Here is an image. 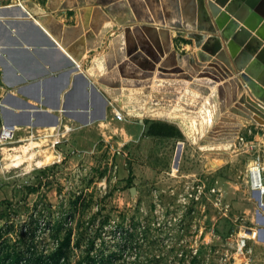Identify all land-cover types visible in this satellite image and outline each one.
Here are the masks:
<instances>
[{
  "label": "rangeland",
  "instance_id": "1",
  "mask_svg": "<svg viewBox=\"0 0 264 264\" xmlns=\"http://www.w3.org/2000/svg\"><path fill=\"white\" fill-rule=\"evenodd\" d=\"M31 1L49 12L47 0ZM25 2L0 0V264H36L68 236L69 264H264V207L246 177L264 161V126L248 121L229 149L200 150L131 117L85 127L66 118L61 131L5 121L2 102L20 107L9 90L28 100L12 82L51 57L19 47L46 43L21 20L36 19Z\"/></svg>",
  "mask_w": 264,
  "mask_h": 264
},
{
  "label": "water",
  "instance_id": "2",
  "mask_svg": "<svg viewBox=\"0 0 264 264\" xmlns=\"http://www.w3.org/2000/svg\"><path fill=\"white\" fill-rule=\"evenodd\" d=\"M141 1L147 2L151 16L140 18L137 15L136 4ZM86 4L95 6L84 8ZM25 6L27 11L36 15V19L25 14L21 20L32 23L44 33L51 44L44 45L43 48L51 47L59 51L68 61L63 67L65 70L62 71L67 78L57 93L55 106L60 105V93L69 83L70 73L80 70L78 75L82 77L81 75L85 73L97 80L102 90L126 116L140 118V122L142 118L175 122L191 143H199L197 147L200 150L229 149L243 122L250 121L264 126V0H152L151 2L150 0H47L46 7L49 12H45L31 0H26ZM78 6L82 8H77ZM100 6L104 9L101 10ZM73 9L77 15V23L74 25H64L53 14L59 10L67 12ZM91 11H93L91 24L93 29L80 40L70 44V40L81 33L82 26L85 25ZM125 13L128 16L123 17ZM110 16L123 27L122 30L118 29V33L111 37L105 52L93 58L85 70L80 69L78 63L86 51L100 48L102 42H108L109 32L114 26ZM102 20L105 24L100 27ZM151 23L158 26H152ZM171 27L187 31L186 37L193 41L194 47L198 50L180 54L171 49ZM19 47L31 53L38 48L36 45L23 44ZM165 53H167L165 64L175 60L187 68L186 62L195 64L194 59L198 62L206 61L210 55H214V59L202 70L203 74L200 76L211 79L212 82L204 80L211 87L214 86L213 81L219 79V75L231 78L214 88L201 110L197 112H193L196 105L187 108L189 109L187 112L180 110L179 105L173 110L163 106L155 108L154 99L159 97V91H162L157 82H154L148 105L144 106L142 101L141 105L133 106L130 99L126 98L132 92L129 88L149 86L154 69L152 63L157 62L159 56ZM126 56H128L127 60H125ZM116 63L118 64L116 71H119L124 79L122 87L125 88H122V95L125 98L123 99L116 90L120 85H116L115 70H112ZM163 67L165 66L160 65L157 69L155 73L157 79L165 77L163 73L166 72ZM233 67L237 73L242 71V74L232 76ZM132 79L137 81L132 82ZM142 79L148 80L142 81ZM31 80L33 83L17 88L18 93L34 101L40 100V93L36 95V76ZM85 84L90 85L86 78ZM188 88L185 94H192V85ZM92 89L90 87L89 91H85V106L88 105L87 98L90 97L91 92L96 94V90ZM143 89L140 92L144 94L148 92V88ZM208 92H202L203 96H200L199 100H203ZM7 93L6 97L14 100L20 107L16 111L3 105L5 102L1 103L6 122L31 126L59 125L60 118L57 115L14 96L10 90ZM232 102L234 104L230 106ZM102 103V112L96 117L97 119L106 118L107 102L104 98ZM213 103L214 111L212 110L209 115L208 109ZM44 113L50 114L46 122H42L38 117ZM188 117L201 118L202 121L190 120ZM216 117L219 118L218 122L211 127L208 121ZM87 123L90 121L88 120ZM208 127H211V132H223L222 137L213 138L211 133L203 136V131ZM211 137L212 140L209 141Z\"/></svg>",
  "mask_w": 264,
  "mask_h": 264
},
{
  "label": "crops",
  "instance_id": "3",
  "mask_svg": "<svg viewBox=\"0 0 264 264\" xmlns=\"http://www.w3.org/2000/svg\"><path fill=\"white\" fill-rule=\"evenodd\" d=\"M152 0H150L151 2ZM147 2L145 1H141L139 3L136 4V11H137V15L140 18H144V17H148L151 16V12L149 9V6H147L148 4H146ZM95 4V3H94ZM88 6H95V5H84L83 7L86 8ZM43 8V7H41ZM82 8V7H80ZM44 9V8H43ZM100 9L103 10L104 7L100 6ZM46 10V9H45ZM47 12V11H46ZM124 13V11H122ZM62 14L69 16L70 19H73L72 21H68L65 20L61 17H59V13H53L54 16L61 21L64 25H74L77 23V15L75 12V9L71 10V12H61ZM133 14V12H131ZM93 11H91L86 19V23L84 26H82V31L80 34L75 35V37L72 38V40H70V44L75 43L76 41L80 40L81 38H83V36L90 30H92L93 28L91 27L92 24V17ZM125 16H128V14L125 13ZM104 19V18H103ZM110 19L112 21H114V19L110 16ZM105 21L100 23V27H102V25L104 26ZM138 25H140V23L137 22ZM152 26H158L155 23H151ZM122 26L118 25L115 21H114V26L112 27V29L110 30V35L108 38V42L104 43L102 42V45L100 48H97L95 50L92 51H86L84 57L82 58V60L80 61V63H78V65L80 66V69L85 70L86 67L88 66V64L91 62V60L93 58H95L96 56H98V54H100L101 52H105L109 46V42L111 40V37L116 35L118 33V29L122 30ZM38 29V28H37ZM39 31H41L40 29H38ZM176 32H178V34H176ZM42 35L45 37L46 39V43L42 44L40 42H36V47H38L36 49V51L38 49H42L44 47V45H49L51 44L46 36L44 35V33L41 31ZM170 34H171V49L175 50L178 53H191L193 51L198 50V48L194 47L193 41L191 42L187 37V31L185 30H177L174 27L170 28ZM146 38V37H145ZM159 39V38H158ZM160 42V41H158ZM47 51H49L51 57H36V73L34 74V76H36V95L38 93H40V100H36L39 103L36 104L37 107L46 110L48 112H50V114H55L57 115L60 119V128L59 130H67V127L64 126V119H68V123L70 125H78V126H84L87 125L86 122L89 120L90 123H95L97 122L99 119H97L96 117L99 116L102 112V98H104L107 102L106 106H105V114L107 117H109V122L110 121H115V122H120L123 120H117L115 119L112 114H111V107L112 106H117L116 103L102 90V88L100 87L99 82H97V80H94L93 78H90L89 76H87V74L83 73L80 77L78 75V72L80 70H75L73 72L70 73L69 75V83L65 86V88L61 91L60 93V105L59 106H55L56 103V98H57V93L60 90V88L64 85L65 80L67 78V75L62 73L63 70H65L63 67L65 66V64H67V60L64 58V56L62 55V53H60L59 51L49 47V48H43ZM23 51H26L24 49H22ZM139 50V49H138ZM28 52V51H27ZM31 53V52H30ZM123 54L125 55V51H123ZM135 53H133L134 55ZM132 55V56H133ZM167 53H165L164 55H160L159 59L157 62L152 63L154 66L153 69V75L150 77V84L147 87H130L129 89L132 91L130 95H128L126 98H129L132 105L133 106H138L141 105V102H143L144 106L148 105V101L150 100V94L152 92V88L154 87V82L159 83V88L162 91H159V97L155 98L154 100H156V104L154 105L155 108L156 106H163L165 108H169L171 110H173L177 105H179L181 107L180 110H184V112H187V108L193 107L195 106V109L193 112H197L198 110H201L202 105L205 103V100L210 96V92L216 88L217 86L223 84V82L228 81L231 77H221L219 75V79H215L214 82V86L211 87L209 86V84H206V82H204V80H210L209 82H212L211 79H208V77H200L203 73L202 70H204L205 68L208 67V65L210 64V62L214 59V55H210L208 60L206 61H200L198 62L197 59H194L195 64H191L190 62H186L187 67H183L182 65H180L177 61H173L170 64H165V60ZM128 59V56L125 57V60ZM117 61V58H116ZM160 65L165 66L163 67L166 73H163L165 77L162 78H156L155 77V73L157 72V69L160 67ZM118 64L116 63L113 66L112 70H115V74H114V79L116 80V85H120L118 87H116V90L119 91V96L123 99L125 98V96L122 95V80H124L121 76V73L119 71H116ZM134 66V65H133ZM135 69H137L135 67ZM139 70V69H137ZM16 72V71H15ZM18 76V72H16ZM232 76L234 75H239L242 74V71H238L233 67L232 70ZM85 78L88 79L89 81V86L85 84ZM148 79H142V81H146ZM137 81V79H132V82ZM40 84H39V83ZM33 83L31 78H25V77H21V75H19V77L12 82V88L14 87V85H17V88H20L23 85L26 84H31ZM193 87V91L192 94H185L186 90H189V86ZM91 87V90H93L92 88H94L96 90V94H94L93 92H91V95L89 98H87L88 101V105L85 106V100H86V93L85 91H89ZM143 88H148V92H146L145 94L140 92L143 91ZM247 90V89H246ZM206 92L209 91L207 95H204V99L203 100H199L200 96L202 95V92ZM244 92V91H243ZM15 96V95H14ZM18 98H21V96H17ZM23 100H25L24 98H22ZM28 100H30V98L28 97ZM26 100V101H28ZM32 100V99H31ZM34 101V100H33ZM35 101V102H36ZM160 103H162L160 105ZM166 104V105H165ZM234 104V102L231 103L230 106H232ZM63 105V106H62ZM213 108V109H212ZM227 109V107H226ZM214 111V103L212 104V106H210V108L208 109V114L211 111ZM50 114H40L38 117H41L42 119H40L42 122H46L49 120L50 118ZM210 115V114H209ZM94 120H91L93 119ZM190 120H196V121H202L201 118H195V117H188ZM218 117H216L215 119L210 118V122L211 123V127L215 126L216 122H218ZM142 122H140V118H132L131 120H128L129 122H133L136 123L140 126H142V130L145 129L146 124L148 123H161V124H167L170 126H173L179 133L180 135L186 137L184 135V133L182 132V130L180 129L179 125L175 122L169 121V120H163V119H158V118H142L141 119ZM77 122L80 124H77ZM82 122V123H80ZM249 124V122H243L242 125L240 126L238 132H237V136L239 134H242V130L244 129V127H247V125ZM90 125V124H88ZM50 127V126H47ZM144 127V128H143ZM211 127H208V129L205 131H203V136H206L207 134L211 133L213 136L215 137H222V133L220 131H216L217 133L211 132ZM197 131V129H196ZM141 132V131H140ZM64 133V132H63ZM203 138V137H202Z\"/></svg>",
  "mask_w": 264,
  "mask_h": 264
},
{
  "label": "built area",
  "instance_id": "4",
  "mask_svg": "<svg viewBox=\"0 0 264 264\" xmlns=\"http://www.w3.org/2000/svg\"><path fill=\"white\" fill-rule=\"evenodd\" d=\"M110 112L117 120L127 121L130 118L125 115L119 106H112ZM3 131H5L4 128H1L0 136H3ZM254 162L256 163L255 165L247 168L246 177L249 189L258 198V201L255 200V203L258 207L257 210H260V208L264 207V161L259 155L256 156Z\"/></svg>",
  "mask_w": 264,
  "mask_h": 264
},
{
  "label": "trees",
  "instance_id": "5",
  "mask_svg": "<svg viewBox=\"0 0 264 264\" xmlns=\"http://www.w3.org/2000/svg\"><path fill=\"white\" fill-rule=\"evenodd\" d=\"M150 124H153V125L161 127V128L170 127L172 130L177 131L173 126H170V125H167V124H161V123H150ZM169 136H173V135L170 134ZM66 241H67V243H66ZM65 243H66V245H68L69 236L67 238H65V240H63L59 244V246L56 248L55 253L51 254L48 258L42 257V256H39L38 258H36V264H69V262H68L69 261V257L67 255L66 251L64 250ZM86 260H87V258L85 257L83 259L75 261L73 264H87Z\"/></svg>",
  "mask_w": 264,
  "mask_h": 264
},
{
  "label": "bare ground",
  "instance_id": "6",
  "mask_svg": "<svg viewBox=\"0 0 264 264\" xmlns=\"http://www.w3.org/2000/svg\"><path fill=\"white\" fill-rule=\"evenodd\" d=\"M77 8H80V6H78ZM51 35V34H50ZM235 123V122H234ZM237 136V135H236ZM213 138H218V137H213ZM212 140V137L209 139V141H211ZM254 161V160H253ZM255 163V162H254ZM249 166V165H248ZM248 168V167H247ZM263 239H264V237H262Z\"/></svg>",
  "mask_w": 264,
  "mask_h": 264
}]
</instances>
